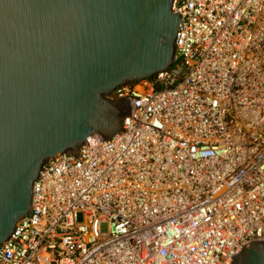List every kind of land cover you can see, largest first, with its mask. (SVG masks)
<instances>
[{"label": "built area", "instance_id": "built-area-1", "mask_svg": "<svg viewBox=\"0 0 264 264\" xmlns=\"http://www.w3.org/2000/svg\"><path fill=\"white\" fill-rule=\"evenodd\" d=\"M177 56L119 85L114 136L59 153L0 264H231L264 239V0H175Z\"/></svg>", "mask_w": 264, "mask_h": 264}, {"label": "water", "instance_id": "water-1", "mask_svg": "<svg viewBox=\"0 0 264 264\" xmlns=\"http://www.w3.org/2000/svg\"><path fill=\"white\" fill-rule=\"evenodd\" d=\"M175 0H0V245L33 206L35 181L59 153L81 155L134 117L122 84L172 66ZM231 264H264V239Z\"/></svg>", "mask_w": 264, "mask_h": 264}]
</instances>
